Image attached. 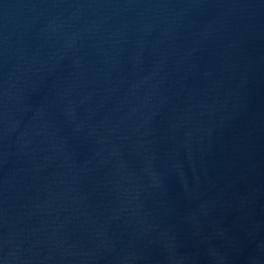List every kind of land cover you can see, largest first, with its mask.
Listing matches in <instances>:
<instances>
[{"label": "water", "instance_id": "95a60500", "mask_svg": "<svg viewBox=\"0 0 264 264\" xmlns=\"http://www.w3.org/2000/svg\"><path fill=\"white\" fill-rule=\"evenodd\" d=\"M0 264H264V0H0Z\"/></svg>", "mask_w": 264, "mask_h": 264}]
</instances>
